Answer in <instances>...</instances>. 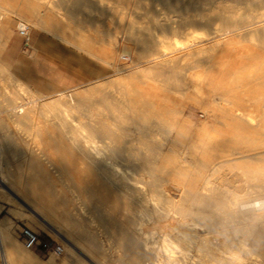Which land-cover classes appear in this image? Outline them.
Wrapping results in <instances>:
<instances>
[{
  "label": "bare ground",
  "instance_id": "obj_1",
  "mask_svg": "<svg viewBox=\"0 0 264 264\" xmlns=\"http://www.w3.org/2000/svg\"><path fill=\"white\" fill-rule=\"evenodd\" d=\"M1 1L2 0H0V20L2 19V22H0V80H3L4 76L10 78L13 89H11L12 91L9 92L3 93V90L2 93L0 92L2 95L1 97L4 96L3 100L0 99V198L12 201L10 196H12L11 193H13L18 200H16V198L13 199H15V201H17L22 207V212H18L21 217H27L31 219L45 231H52L61 235L66 241H68L65 244L67 246V251L72 254V256L76 257V250H79L85 254L93 264H116L109 259V250L106 247L107 245L105 246L103 244L102 240L98 236V233L95 231L96 229L90 226V223L93 222L101 223L100 230L103 228L102 232L106 233V235H112L115 238L114 243L121 250L120 256H125V258H128L130 264H214L213 262L216 264V261L217 263L219 262V264H223L225 263L224 258L216 257L211 252L212 247L210 248L211 245L208 237L213 232L212 227L215 226H213L214 222L219 223V221H230L229 219L233 215L234 211H236V208L233 206L235 205L239 210L238 212H240L236 217H239L242 213L250 217L252 222L260 220L262 226H255L253 229H251V235H253L252 237H249L250 235L248 237L244 236L246 235L245 233L247 232V229L243 231L241 230V227L239 228L237 226V228H234L236 236H234V234L232 235L235 238L231 239V235L229 237V233L227 231V236H224L225 241L231 243L243 254L244 264L262 263L264 260V173L262 172L260 173L261 175L259 174L262 177L259 176L257 178L258 184L253 183V189L248 192L245 197L238 199L236 204V202H232L233 197L230 198V194L229 196L228 194L226 195L224 181L228 178L221 177L224 179V181H220V175L216 176L214 174L215 172H213V170H217L218 166H220V162L207 161L201 158V156L193 155V153L205 152L215 144H231V146L232 144L236 145L237 142L234 140L235 133H240L242 136V141H240V143H260L264 145V108L259 104L263 110L260 109L259 106L261 116L256 114L257 116H260V118L258 117V121L257 119L255 121L256 116H254V110H252L253 103L256 105V103L260 100L264 101V92L262 93L261 91L262 94L260 93V96L258 95L257 97L256 90L252 86L258 83H264V78H262V76H260L257 72L256 73L258 75L256 76L255 71L253 72L255 77L252 76L253 73L251 75L247 74L251 71H246L247 73L245 72L244 75V71L242 72L240 71L241 69L236 68L229 72V53L227 55L231 45L237 44L239 40L245 37L254 39L255 43L257 41L258 44L263 46L264 0H150V3L152 4H150L151 10H154L153 7H155V4H157L158 6L160 5L161 9L164 11H176L178 13L184 11H193L196 15L194 18H190L192 19L191 21L193 23H197V25L199 23V26L204 25L203 29H205V26H212L211 31H209V27H206V29H209V32L206 33L208 38L202 39V42L205 43L206 48L208 47L212 50L211 52L213 53L214 60L211 63L212 65L210 70L214 78L209 79L212 81L217 77H220L218 79L219 82L213 90L219 93V99L224 102H222L224 105L216 99L213 101L219 104V107L217 108L219 111L225 112L223 117L226 122H232L231 124H228V126L235 133H230L229 135L228 132L220 130L216 126L213 127V130H209L206 126H198L199 129L197 132H195L198 136V141L193 138H185L186 140L173 139L171 141H161L153 138V135L144 131L145 128L140 127L139 124L134 125V127L139 129L138 136L141 134L143 137H140L139 139H137L138 137H136V139H133L135 137L130 139V137L127 140L122 138L123 135H126L125 133H122L123 135L119 133L121 136H117L119 135L117 132V138H114L115 129L113 127H109L110 125L102 126L101 124V126H99L97 122H92V120L91 122H86L84 120L86 117L88 119L90 118L88 117L89 113H91V110L94 108L93 107L90 110L89 107L91 104L94 106V103L97 102H99L101 105L102 101H108L109 103H113V101H110L111 99L109 100L107 94L106 96L105 94L102 95V100L100 99L99 95H97L96 97H98L100 100H95L93 97L96 92V85L93 87L91 85V87L89 85H74L71 87H66V79L64 76H62L60 79H56V82L61 83L63 86L52 83L50 80L52 83L51 86L53 87L52 89L55 88L54 93L46 95L44 100L37 101V99L40 98H35L37 93H35V91L32 89L24 88L25 82H23L24 76L22 74L23 63L20 58L16 61L15 65H12L11 68L9 67L10 65L1 58H14L16 55L15 50L9 48L11 44L9 38H6L11 33L8 31L11 27V24L13 23V20L11 17H6L4 19V15L7 12V6ZM133 1L140 2L141 0ZM34 2V9L27 7V10L21 9V11L23 10L26 16H30L32 13H35L39 17L38 25L45 26L52 30L54 29L58 32L64 31L61 40L65 42H72L75 40L74 42L76 43L77 41V43H79V45H81L83 48L91 47V39L85 34V29L81 28L83 27L80 26L81 23L79 24L77 22L79 20L82 21L86 19L89 21L91 16L89 14L91 12L90 9L95 10L97 8L96 6L102 7V10L104 8L108 11H118L120 8L124 9V6L126 5L125 0H113L112 4L108 3L110 0H74V6L71 5L74 7V13H72L74 14L72 17L73 19L68 23H66L67 21L65 23L58 21L60 24L58 26L56 25L57 28L55 29L54 23L56 22L53 23L52 12L55 8L60 6V3L63 2V0H58V2L53 0H34ZM128 2L130 3V1L127 0V3ZM29 4L27 3L28 6ZM64 7L66 8V6ZM142 7H144V5ZM156 9L157 8L155 7V10ZM79 14L84 16L83 19H78ZM153 15L151 17H153ZM69 18L70 17H68V19ZM159 18L157 19L160 20ZM163 21V23L159 22L160 24H158V26L162 24L167 28L168 31H171L172 33L176 31V25L174 26L168 20V16L167 18H164ZM152 22H154V20H152ZM152 22H150V24ZM185 23L188 24V22ZM190 23L191 22H189V25ZM201 23L203 25H200ZM186 24L184 25L186 26ZM197 25L195 27H197ZM178 26L179 25H177V27ZM180 28L181 27L179 26L177 29L181 30L182 32V29ZM139 32L141 34V29ZM146 35L147 33L142 36L140 35L141 38H139V42L141 41V47L137 48L135 46V48L137 50L140 49L138 50V56H146L148 58L147 62L152 63L151 65H153L152 67H148L154 71L152 76L147 77L150 80L149 83H146L151 87L149 89H152L156 95H159V93L163 92L164 94H162L163 96L165 95V97H167V94L165 93L166 90L170 88V85H175V87L173 86L175 89L179 87V89L181 88L180 90L182 91L183 87L181 85L185 83V74L181 71L182 68L179 69L177 67V62L175 63V59H178L179 57L176 58L174 55H170L171 49L169 51L170 53L168 52V49L171 48V43L169 42V44L167 43L168 41L165 42L161 40L160 35L157 34H154L155 37L154 39L152 38L153 40L150 42V39L148 38L149 34L147 36ZM136 40L138 41V38ZM150 43L152 44L153 51L150 49ZM193 45L196 46V44ZM205 45L203 46L205 47ZM256 47L258 46L256 45ZM95 48L98 47H94L93 50H95ZM107 48L105 50L106 52L104 57L101 59L106 64L108 69H112V72H115L119 76L114 78V81L117 82L119 80L123 86L125 85V93L128 96V98H126L128 99L127 101L129 103V105L127 104L126 107L129 108V106L134 102L131 97L133 93H142L143 96H146V94L149 93V90L144 91L138 86H131L132 88H130L128 85L132 84L131 81L136 78L133 74L139 69H131L132 67L129 68L126 65L123 66V63L118 62V60L130 59L132 57L131 49L129 50V48L124 47L126 53L119 54V59L117 60V52L110 50V46H107ZM149 51H152V55L151 52L149 56L145 55ZM203 51L205 52V50ZM249 51L247 52V55L249 54ZM127 53L130 54V56H127ZM190 53L192 52L190 51ZM252 53L254 54L253 49L251 50L249 56H251ZM185 54L186 53H184V55ZM230 54L232 55V53ZM261 54L263 55V53ZM137 55L134 54L133 56ZM243 55L244 54L242 53V56ZM254 55L257 56V53ZM258 56L260 55L258 54ZM212 57L211 60L213 59ZM240 63L238 66H245L244 64ZM244 68L247 69V66ZM142 69L144 70L146 68ZM227 72H229V80L226 81L225 74ZM138 75L139 76L137 77L140 79L142 75ZM101 77H103V75ZM204 78L208 79L207 76ZM145 80L146 79L144 78V81ZM204 80L201 83L197 82V85L195 84L196 86L194 85L197 90L205 91V85H207V83H205ZM244 80H246L247 83ZM28 81L30 82V80ZM135 81H137V78ZM186 81L188 82V80ZM234 81L236 83H238L237 81H241V83L245 82L246 84L239 83L236 86H232ZM34 82L35 79L32 81V83ZM2 83L4 84V82ZM139 83L135 85H138ZM186 84L187 83H185L184 90L189 88ZM209 90L207 91L209 92ZM211 90L210 92L213 91ZM97 93L98 92H96V94ZM171 93L172 92L169 94ZM209 93L207 95H209ZM23 94L27 96V99L29 98L27 102H23L21 100L23 99ZM109 96H111V94ZM245 97L247 98L245 99ZM193 98V101L198 99V101L195 102L200 104V98L195 99V96ZM193 98L191 97V99ZM163 100L167 101L168 99ZM121 102L122 101H120V103ZM142 103L149 106L154 104V102L151 100H145ZM176 103L178 102L176 101ZM167 104L170 103L167 102ZM97 105L99 106V104ZM174 105L176 106L175 103ZM184 105L185 103L183 101V107ZM118 106L119 105H117V107ZM170 106L173 105H167L164 109H150L154 116H159L160 121L163 119L164 122L161 123L160 127L158 125V127L164 130L173 129L176 125L181 127L182 122L180 119H178V121L181 123L178 122V124L170 122L172 118L169 119L167 116L164 117L162 114H160L163 111L164 113L173 114L175 117L176 115H182L183 121H188L185 116V109L180 107V102L176 108ZM178 106L180 108H178ZM124 107L125 106H123V108ZM257 111L258 110L256 109V112ZM121 112H118L119 117H122ZM213 112H215V110H213ZM97 113L94 112L95 115ZM118 116H114V119ZM125 117L127 118L126 115ZM214 117L217 118L216 115ZM98 118L100 119L99 116ZM174 121L177 122L175 119ZM218 121L220 120L218 119ZM40 123L49 124V126L54 125L60 128L58 134L64 135L70 139V152L74 155V159L77 161V164H79V169L87 172L91 176L90 178H92V180L89 179L91 184L90 187H88L90 189L87 188L86 190L84 187V193L90 192L91 195H95L96 198L94 199L93 197L94 202L88 206L89 209L86 213L81 209L80 204H85L90 196H85L81 190L82 188L79 189L80 187L78 186V188L76 186L80 182L79 179H76L75 176L71 177L74 178L70 180L74 185L71 183L72 185L70 187L59 186V178H61L63 175L62 169L66 164H62V166L64 165L62 168L60 166L59 160L66 152L63 153L65 150L63 149L62 151V149H60V141L58 138H52V143L51 140L50 142L48 141V136H44L47 134L51 139L50 136H53L57 130L55 132L48 130V132L46 131L47 133L45 132L44 134L40 129ZM154 123H151L150 126L154 125ZM11 124L26 126V137L22 135L20 136L18 133L15 134L12 132L13 130L10 131L12 133L7 134L4 137L3 134H6V132L2 133V130H5V128ZM126 128L128 129L129 127L127 126ZM9 129H11V127ZM133 129L129 131L133 132ZM16 131H18V129ZM136 131L138 130L136 129ZM222 135L226 136L224 142H218L216 140L217 136ZM6 136L10 139L7 140ZM118 137H121L122 140H120V138L118 140ZM33 144H36L37 148H35ZM15 150H20L22 154L25 155V159H23L27 164V167H25L24 171L21 172V175H19V180L13 179L17 174L13 171L15 173L14 175L9 170L8 166L10 164L9 155ZM38 153L40 154L39 157H35ZM66 156L65 159L67 160ZM65 159L64 161H66ZM32 160L33 162H31ZM231 165L233 164L228 163L226 164V167ZM82 176H84V174ZM253 177L256 178L257 176ZM84 178L81 179L84 180ZM84 181L86 183V180ZM218 181L220 183H217ZM260 181L261 183H259ZM2 184L5 185V188L2 186ZM32 186L34 188H32ZM93 186H96V188L98 186V188L94 189ZM99 188L104 191L102 197H98V195H101L100 192V194H98ZM87 205H89L88 202ZM1 210L2 207L0 205V212ZM231 225H229V227ZM214 229L217 233V229ZM222 230L224 231L225 229ZM225 232L226 231H224V234ZM230 234L232 233L230 232ZM0 243L5 255H3L5 257V264H30V262H40L38 261V257L30 251L31 249L27 248L25 245L23 246L20 241H18L13 230V226L10 225L9 219L6 216L0 218ZM83 249H86V251L89 250L91 257L89 254L87 255L85 253L86 251L84 252ZM97 257L100 258V260L95 262L94 259ZM65 258H58L53 255L49 258V262L51 264H70V262H68L69 260H66ZM196 258H199L201 262ZM76 260L79 263H84V260L79 257H76ZM229 261L230 260L227 262ZM234 264L239 263L235 262Z\"/></svg>",
  "mask_w": 264,
  "mask_h": 264
},
{
  "label": "rangeland",
  "instance_id": "obj_2",
  "mask_svg": "<svg viewBox=\"0 0 264 264\" xmlns=\"http://www.w3.org/2000/svg\"><path fill=\"white\" fill-rule=\"evenodd\" d=\"M21 1H23V2H21ZM27 1L26 0H17V1H15V0H2L1 1V2L4 3V5L7 6V12L4 15V19L6 17H11L12 20H13V23L11 24V27H10V29L8 31L9 33L11 32L12 34L8 33L10 35V37L8 35L6 38H9L10 43H11L9 48L10 49H14L15 53H16L14 58H4V57H1V58H2V60H4L5 62H7L10 65L9 66L10 68L12 67V65H15L16 61L20 58V60L23 63V67H22L23 68V72H22V74L24 76L23 77V82H25L24 88L25 89H32L33 91H35V93H37V96L35 98L37 99V98L40 97L39 99H37V101L38 100L39 101L44 100V98H46L45 96L48 95V94L54 93V89H55V88L52 89L53 87L51 86V84L54 83V82L51 83L50 80H45V78H42L38 74L37 70L39 72L52 75L55 80L57 78L60 79L62 77V75L59 74L57 71H55V69H53L48 64H46L43 61V59L35 57V53H36V50L38 49L39 42L41 41L42 38H44L46 36V37H48V38H50L52 40H55V42H58L63 47L73 51L74 54L71 53L72 56H74V57H72V59L77 58V56L75 54L79 55L78 57H79V59L81 61L80 65L82 67V70L84 71L83 72V76L84 77H83V80H80V82L78 84H76V86H78V85H80V86L89 85L90 86L91 85L93 87L94 85H96V92H98V93L96 94V92H95V95L93 97L95 100L98 101V99H99L98 97H96L97 95H99V97L101 99L102 95L105 94V96H106V94H107V96L109 97V100L111 99L110 101H113V103L112 102L109 103L108 101H102V102L100 101L101 105H100L99 102H97V103H94V106H93V104H91L92 107L91 106L89 107L90 110L93 107L96 108V109L93 108L94 110L92 109L91 110L92 112L89 113V116H88L90 118L88 119L86 117V118H84V120L86 122H91V120H92V122H97V124H99V126H101V124H102V126L103 125L104 126H109L110 125L109 127H113L115 129L114 138H117L116 135L119 134V133L121 135H123L122 133H125L126 135H123L122 138H125L127 140L130 137H131L130 139H132V137H135L133 139H136V137H138L137 139H139L140 137H143L141 134H140L141 136L140 135L138 136L139 129L134 127V125H136V124H139L140 127H144L145 128L144 131L151 133L153 135V138H156V139L161 140V141H171L173 139L186 140L187 138L188 139L189 138L190 139L193 138V139L198 141V136H197V134L195 132L198 131L200 126H202V127L206 126L209 130H213L214 129L213 127L216 126L220 130H224V131L228 132L229 135H230V133L231 134L235 133L228 126V124H231L232 122H230V121L226 122V120L223 117L225 112L219 111L217 109L219 107V104L214 102L215 101L214 99H216L221 104L224 103L223 101H221L219 99V93L215 92L213 90L215 88V86L217 85V83L219 82L218 79L220 77H217L215 80H212V81L210 80L211 78H214V76L211 74L212 72L210 70V67L212 65L211 63L214 60V56H213V53L211 52L212 50L210 48H208V47H207L208 48V50H207L205 43L202 42L203 41L202 39L208 38V35L206 33L211 31V27L212 26H208L209 29H210L209 30V29H206L207 26H205V29H203L204 25L202 23L200 25H203V26H199V23H198V25H197V23L196 24L193 23L191 21L192 19H190V18H194V16H196L193 11L180 12L181 14L176 12V11H172V12L164 11L163 9H161L160 5L158 6L157 4H155L156 5L155 7L157 9L155 10V7H153L154 6L153 5L152 7L154 8V10L153 9L151 10L150 6L152 4L150 3L151 2L150 0H141L140 2L139 1L128 0V1H130V3L129 2L127 3V0H125V3H126V5L124 6L125 8L124 9L120 8L118 11H108V10H106L104 8L102 10V7L96 6L97 8L95 10L94 9H90L91 12L89 14L91 16H90L89 21H88V19H86V20H82V21L79 20L77 22L79 24L81 23L80 26H83L81 28L85 29L84 30V32L86 31L85 34L91 39L90 40L91 41L90 42V46L92 48L90 47L91 48L90 49L89 47L83 48L81 45H79V43H77V41L75 43L74 42L75 40H73L72 42H65V41L61 40L62 39L61 37L63 36V32L64 31L63 32L62 31L58 32V31H56L54 29L52 30V29H49V28H47L45 26L38 25L39 24V17L35 13H32V15H30V16H26V14H25V12H23V10H27V7H29L30 9H34L35 8L33 6V5H35L34 0H27ZM53 1L58 2V0H53ZM73 1L74 0H65V1L63 0V2L60 3V6L55 8L54 11L52 12L53 23L56 22V23H54L55 24V29L57 28L56 25L58 26L60 24L59 22L65 23L67 21L66 23H68L70 20L73 19L72 17H73L74 14H72V13H74L73 12L74 11L73 10L74 7L71 6V5L74 6V2ZM112 1L113 0H110V2H108V3L112 4ZM22 3H23V6H25V7L22 6ZM27 3L28 4L30 3L29 6L27 5ZM61 4H62V6H61ZM143 5H144L145 8L142 7ZM64 6H66V8ZM68 6L72 7V8H69ZM128 6H130V7H128ZM67 8H69V9H67ZM21 9H23V10L21 11ZM106 12H108V13H106ZM22 13H24V14H22ZM69 14H70V16H69ZM79 15H78V19H80V18L83 19L84 16L83 15L79 16ZM92 15L93 16L95 15V16L93 17ZM152 15H153V17H151ZM96 16H97V18H96ZM167 16H168V20L174 26L176 25V31L173 32V33L171 31H168L167 28L164 25H162V24L161 25L165 29H163L161 25H160L161 27L158 26V24L164 22L163 19L167 18ZM68 17H70V18L68 19ZM156 17L157 18L160 17L159 19L161 21L158 20ZM1 18H2V15H1ZM94 18H96V19H94ZM61 19H62V21H61ZM152 20H154V22H152ZM184 21L188 22V24H186ZM0 22H2V19L0 20ZM150 22H152V23L150 24ZM189 22H191L190 25H189ZM35 23H37V24H35ZM153 23H154V25H153ZM183 23L186 24V26L188 28ZM177 25H179L181 27L180 29H182V32H181V30L177 29V28H179V26L177 27ZM196 25H197V27H195ZM22 26H26L28 28V30L30 31L31 40H30L29 45H27V46L25 45L23 38L19 35V28L22 27ZM138 28H139V30H138ZM140 29H141V34L139 32ZM143 31H145V32H143ZM145 33H147V35L149 34L148 38L150 39V42H152V40L154 39V37H155L154 34H157V35H160V37H161L160 39L161 40H163L165 42L168 41L167 43H169V42L171 43V44L169 43L171 48L168 49V52L171 49V53L169 52L170 55L172 54V56L174 55V57H176V58L179 57L178 59H175L176 60L175 63L177 62V64H178L177 67L179 69L182 68L181 71L185 74L184 75L185 83H187L186 85L189 88L187 86L186 87L188 89L184 90L185 83L183 85H181L183 87L182 91L180 90L181 88L179 89V87H177L176 88L177 90H176L174 88L175 85H170V88L167 89L166 93H165V94H167V97H165V95L163 96V94H164L163 92L159 93V95L158 94L156 95V93H154L152 89H149L151 87L149 85H147L146 83H149L150 80L147 77L152 76L154 74V71L152 69H149L148 67H152L153 65H151L152 63H148L147 62L148 58L146 56L145 57L138 56L137 55L139 53L138 50H140V49L137 50L135 48V46L137 48L141 47V43H140L141 41L139 42V40H140L139 38H141L142 35H145ZM137 36H139V37H137ZM33 37H34V39H33ZM137 38H138V41L136 40ZM199 40H200V42H199ZM125 43L128 44V45H126ZM172 43H174V44H172ZM193 44H196L197 47L195 45H193ZM201 44L205 45V47L203 45H201ZM256 45L258 47H256ZM259 45H260L261 48L259 47ZM107 46L108 47L110 46L112 48V49L110 48V50H114V51L117 52V56H116L117 60L119 59V57H118L119 54L126 53L125 52V48H129V50L131 49V52H132L131 56L133 57V58L132 57L130 58L131 60L130 59H119L118 60V62H120V63L122 62L123 63V66L126 65L129 68L132 67L131 69H137L138 68L140 70V71L138 70L139 72L137 71V72H135L133 74L137 78V81H135L136 78H134L133 79L134 81L133 80H132L133 82L131 81V83L133 85L132 84H128V85H129L130 88H132L131 86H136V87L138 86V87H141L142 90H144V91L149 90V93L146 94V96H143L142 93H140V94H138L136 92L133 93V95L131 97H132V100L134 102H133L132 105L129 106V108L126 107L127 104L129 105V103L127 101L128 100L127 99L128 96L125 93L126 92L125 88H124L125 85L123 86L122 83L119 80L117 82L114 81V78H117L119 76L114 72L116 74V76H115V74L112 72L113 70L112 69H108L106 64L101 59L102 57H104V54L106 52L105 50H106ZM150 46H151L150 49L153 51V47H152L151 43H150ZM238 46H240L241 48L238 47ZM94 47H98V48H95V50H93ZM130 47H132V48H130ZM245 47H246V49H245ZM201 48H203V49H201ZM248 48L250 49V51H249ZM190 49H192V50H190ZM193 49H194V51H193ZM252 49H253L254 54L257 53V56H255L253 53L251 54V56H249ZM262 49H264V44L262 46L261 44H258L257 41L255 43V40L254 39H250L249 37H245V38L239 40V42H237V44L231 45L230 50L227 52V55L229 53V55H228V59H229L228 60V66H230L229 67V69H230L229 72L233 71L236 68V69H241L240 71H242V72L244 71V73H243L244 75H245L246 71L247 72L251 71V72H248V73L246 72L247 74L251 75L255 71V73L257 72L260 76H262V78H264V70H263L264 69V50H262ZM90 50H91V52H90ZM136 50H137V53H136ZM175 50H177V51H175ZM186 50H187V52H186ZM203 50H205V52ZM231 50H232V52H231ZM152 51H149L145 55L149 56L150 52H151V55H152ZM190 51L192 53H190ZM248 51H249V54L247 55ZM96 52H98V53H96ZM183 52L186 53V54L184 55ZM197 53H199V54H197ZM230 53H232V55ZM235 53H236V55H235ZM242 53L244 54L243 56H242ZM261 53H263V55ZM134 54L137 55V56H133ZM177 54H179V55H177ZM258 54L260 56H258ZM126 55L130 56V54H128V53ZM175 55H177V56H175ZM245 55H247V56H245ZM180 56H181V58H180ZM211 57L213 58L212 60H211ZM143 59H144V61H143ZM177 60H180L181 62L177 61ZM135 61H137V62H135ZM239 63L240 64H244L245 66H242V65L238 66ZM130 64H132V65H130ZM135 64H136V66H135ZM145 66H147V67H145ZM246 66H247V69L244 68ZM240 67H242V68H240ZM142 68H146V69L143 70ZM248 68H250V69H248ZM229 72H227L225 74L226 75L225 76L226 81L229 80L228 79L229 78ZM257 73H256V76L258 75ZM138 74L142 75V77H140L141 80L137 77V76H139ZM102 75H103V77H101ZM205 76H207L208 79H205L204 78ZM252 76L255 77L254 73H253ZM33 78L35 79L34 83H32V81H34ZM144 78L146 79L145 81H144ZM65 79H66V87H71V86H68L71 83V81L69 79H67L66 77H65ZM28 80H30V82ZM186 80H188V82ZM203 80H204L205 83H207V85H205V91L204 90L203 91L197 90L196 87H195L197 85V82L201 83ZM244 81H246V80H244ZM2 82H4V84ZM139 82H143V83H139ZM194 82H196V83H194ZM237 82L238 83H236L234 81L232 83V86H234V85L236 86L239 83H241V81H237ZM137 83H139L140 85L139 84L135 85ZM188 83H189V85H188ZM243 83L246 84L247 81H246V83L245 82H243ZM243 83H241V84H243ZM43 84H44V86H43ZM143 84H145V85H143ZM262 84L264 85V83H258V84H254L252 86L256 90V96L257 97L261 93V91H262V93L264 92V90H263L264 86ZM0 86H1L0 87V92L1 93H2V90H3V93H4V92L12 91L11 89H13V85L11 83L10 78H8L6 76L3 77V80L2 79L0 80ZM2 86H3V88H2ZM60 86H63V85L61 84ZM146 86H148V87H146ZM10 87H12V88H10ZM4 89H6V90H4ZM115 89H118V90H115ZM209 89L210 90L212 89L213 91L211 90L212 92H210ZM207 90H209L210 93ZM169 91L172 92V93L169 94L170 93ZM178 91H180V92H178ZM23 93H24V91H23ZM113 93H115V94H113ZM208 93H209V95H207ZM110 94H111V96H109ZM193 95L195 96V99L196 98H200V100L202 102L199 100L200 104H198V102L196 103L195 101H198V99L193 101L194 100V98H193L194 96ZM1 96L2 95L0 94V99L3 100L4 96L3 97H1ZM41 96H42V98H41ZM22 97H23V99H21V100L23 102H27L29 100V98L27 99V96L24 95V94L22 95ZM110 97H113V98H110ZM191 97L193 99H191ZM201 98H203V99H201ZM246 98L247 97H245V99ZM163 99H166V100L168 99L169 101L168 100L164 101ZM171 99H172V101H171ZM119 100L122 101V102L120 103ZM145 100H151L152 102H154V104L150 105V106L146 105V104H143L142 102L145 101ZM176 101L178 103H176ZM183 101L185 103L184 107H183ZM167 102L170 103L171 105H173V106H170V107H175V108L177 107V105H179V102H180V107H183L185 109V116H186V118L188 120L187 122L183 121L182 115H176V117H175L173 114L164 113L163 110H162L163 112L160 113L164 117L167 116L169 119L172 118V120H170V122H172L174 124L175 123L178 124V122L181 121L182 122V123L180 122L181 125H182L181 127L176 125L173 129H169V130H164V129L159 128L161 123H163L164 121H163V119H161V121H160L159 116H154L153 112H151L150 109H153V108H158V109H162L163 108L164 109V108H166L167 105L168 106L170 105V104H167ZM122 103H124V104H122ZM174 103L176 104V106L174 105ZM97 104H99V106ZM259 104L264 108V105H262V104H264V101L260 100L259 102L256 103V105L254 103L252 104V110H254V116L257 117V118L255 117V121H256V119L258 121L260 116H261L260 115L261 114L260 113V109L263 110V108H261V106ZM117 105H119L120 107L119 106L117 107ZM121 105H122V107H121ZM123 106H125V107L123 108ZM259 106H260V109H259ZM180 107L178 106V108H180ZM227 107H229V106H227ZM216 109H217V111H216ZM256 109L258 110L257 112H256ZM114 110H115V112H114ZM210 110H212V111H210ZM213 110H215V112H213ZM262 110H261V112H262ZM117 111L118 112L122 111L121 112L122 114L120 113L122 117L118 116L119 113ZM94 112L95 113L99 112V113H97L98 115L97 114L95 115ZM93 114H94V116H93ZM115 114L121 119V121H120V119L118 117L114 119V116H116ZM256 114H258L260 116H257ZM90 115H92V116H90ZM125 115L127 116V118L128 117H131V118L127 119L125 117ZM215 115L217 116V118L214 117ZM98 116L100 117V119L98 118ZM123 117H125V118H123ZM222 117H223V119H222ZM97 118L99 119V121H98ZM104 118H106V119H104ZM174 119L177 120V122L174 121ZM178 119H180V121H178ZM218 119L220 121H218ZM94 120H97V121H94ZM156 120H157V122H156ZM158 120H159V123H158ZM151 123L152 124L154 123V125L150 126ZM158 125H159V127H158ZM9 126L11 127V129H9L10 128ZM9 126L7 128H5V130H2V133L6 132V134L5 133L3 134L4 137H5V135L10 134L12 132H14L15 134L18 133V135L20 134V136L22 135V136L26 137V131H27L26 126L15 125V124H11ZM127 126L129 127L128 129L126 128ZM54 127H56V126H54V125L49 126V124L40 123V129H41V131L44 134H45L46 131L48 132V130L51 131V132H55L57 130V132L54 133L53 136H50L51 139L49 138V135H47V134H45L44 136H46V137L48 136V141L50 142V140H51L52 143H53L52 138L53 139L54 138L55 139L58 138L59 141H60V143H59L60 149H62V151L64 149L65 151H63V153L66 152L65 154L67 155L66 156L64 154L63 157H61L60 160H59L60 161V166L62 168L64 167V165L62 166V164L66 163L65 164L66 168L64 167L65 169L64 168L62 169V174L63 175L61 176V178H59V181H60L59 182V186H61V187H70L73 184L72 181H70V180L74 179V178H71V177L75 176L76 179L78 178L80 182L76 186L77 187L79 186L80 187V188L78 187L79 189L82 188L81 190L83 191V194L85 196H88V195L90 196L89 199H87L85 204H83V205L80 204L81 209L84 210V212L86 213L88 211V209H89L88 206H90L91 203H93L94 199L96 198V196L95 195L94 196L91 195L90 192L84 193L85 192L84 191L85 190L84 187L86 188V190H87L88 187H90L91 183L89 182V179L92 180V178H90L91 176L87 172H84L83 170L79 169V164H77V161H75V159H74L75 158L74 155L70 152V146H71L70 139L68 137L64 136V135H59L58 133H59V129L60 128L56 127L55 129H53ZM184 127H186V128H184ZM226 127H227V129H226ZM17 129H18V131H16ZM132 129H133V132L129 131V130H132ZM136 129L138 131H136ZM11 130H13V131L10 132ZM134 130H135V132H134ZM188 131H190V132H188ZM188 133H189V135H188ZM120 134L117 135V136H121ZM58 135H59V137H58ZM54 136H56V137H54ZM46 137H45V139H46ZM6 138H7V136H6ZM119 138H120V140H122L121 137H118V140H119ZM225 138H226V136H223V135L222 136H217L216 140L218 142H224ZM241 138H242V136L240 135V133H235L234 140L237 142L236 145L232 144V146H231V144H225V145L224 144L223 145H216L215 144V145H213V147L211 146V148L207 149L205 152L193 153V155L201 156V158H203V159H205L207 161L220 162V166H218L217 170H213V172H215L214 174L216 176L220 175L219 176L220 179H221V180L219 179L220 181H222V180L224 181V179H222L224 177L228 178V179H226L224 181L225 182L224 186H225V189H226V195L228 194V196H229V194H230L229 197L230 198L233 197L232 199L233 200L235 199V200L234 201L232 200V202H234V203L236 202V204L238 202L237 201L238 199H241V198L245 197L247 195V193L250 192L253 189L254 186H252V185L257 183V178L261 175L260 173H262V172L264 173V145H262L260 143L259 144L240 143V141H242ZM262 138H263V136H262ZM8 139H10V138H7V140ZM125 139H123V140H125ZM33 145H34L35 148H37L36 144H33ZM175 148H179V147H175ZM14 149H15V147H14ZM236 149H237V151H236ZM21 154H22V152L20 150H15L12 153H10V155H9V162H10V164L8 165L9 166V170L14 175H15V173L18 175V176L17 175L14 176V178H13L14 180L15 179L19 180L20 179L19 175H21V172H23L25 167H27V164L25 163V160H24L25 159L24 158L25 155L24 154L21 155ZM39 155L40 154L38 153V154H36L35 157H39ZM65 156H66L67 160L65 159ZM64 159L66 161H64ZM71 161H73V162H71ZM31 162H33V160ZM228 163L233 164V165L226 167V164H228ZM69 167H70V169H69ZM73 167H74V169H73ZM68 171H70V172H68ZM71 172H73V173H71ZM80 173H81V175H80ZM83 174H84V176H82ZM249 175H250V177H249ZM253 176H257V177L255 178ZM260 177H262V176H260ZM81 178H84V180H86V183L87 182L88 183L86 184L85 181L82 180ZM229 179H230V181H229ZM217 183H220V182L218 181ZM259 183H261V181ZM65 184H66V186H65ZM81 184H82V186H81ZM86 185H87V187H86ZM2 186L5 188V185L2 184ZM33 186H32V188L35 187V186L34 187ZM93 187H94V189L98 188V186H97V188H96V186H93ZM227 187L228 188L230 187V188L228 189ZM88 189H90V188H88ZM101 190L102 189L99 188L98 194L101 193V195H98V197H102V195L104 193V191L102 190L103 191L102 192ZM229 190H232V191H229ZM232 193H233L234 196L232 195ZM11 195L13 196V197L10 196L12 201H10L8 199L0 198V205L2 207V210L0 212V218L3 217V216H6L9 219L10 225L13 226V230L15 232L16 238L18 239V241H20V243L23 246L25 245L24 241H23V237L21 235V228L23 226H27L28 228L32 229L36 233H39L41 238H43V239L44 238H47V239L50 238V239H53L55 241H58L59 243H61L64 246V250L65 251L62 254H56L54 252L47 253V252L41 251L39 249H31L30 251L32 253H34L38 257V261H40V262H30V264H32V263L33 264H51L49 262V258L51 256H53V255L58 257V258H63V259L66 257L65 259L69 260L68 262H70V264L71 263L72 264H78L79 263V262H77L76 257H79L82 260H84V263H79V264H93L92 261H90L87 258V256L85 254H83L79 250H76V255H77L76 257L72 256V254H70L67 251V246L65 244L68 241H66L61 235L56 234L55 232H52V231H45L42 228H40L39 225H37L31 219H29L27 217H21L18 212L19 211L22 212V207L17 201H15V199H13V198H16V200H18L17 197H15V195L13 193H11ZM93 197H94V199H93ZM236 197H237V199H236ZM87 202H88L89 205H87ZM233 206L236 208V211H234L235 210V208H234V210H233L234 213L232 211L233 215L229 219L230 221L229 222L228 221H226V222L219 221V223L218 222H214L213 226L214 225L215 226L212 227L213 228V232L209 235L208 240L210 241V245H211L210 248L212 247L211 249L213 250V251L211 250V252L216 257H223L224 258V262L225 263H223V264H234L235 262H238L239 264H244L243 263V259H244L243 258V254L239 250H237L231 243H228L227 241H225V237L229 233L228 236L230 237V235H231L230 238L234 239L235 238L234 236H236V232L234 231V228H237V226L239 228L241 227V230H243V231H245L247 229L246 230L247 232L245 233L246 235H244V236L248 237L250 235L249 237H252L253 235H251V229H253L255 226L256 227H261L262 224H261L260 220H258L256 222H254V221L252 222L250 217H248L247 215H244L242 213L240 214L239 217H236V216L239 215L240 212H238L239 210H238L237 206H235V205H233ZM90 224H89L90 226H92L94 229H96L95 231L98 233V236L102 240L103 244L105 246L107 245L106 247L109 250V254H108L109 255V259L112 260V262H115L116 264H130V261L128 260V258H125V256L124 257L120 256L121 255V250L115 245V243H114L115 242V238L112 235H108V234H107L108 235V237H107L106 233L102 232L103 228L100 230L101 223L93 222V223H90ZM231 224H233V225H231ZM229 225H231V226L229 227ZM222 226H224V227H222ZM214 228L217 229V233H216V230ZM221 228L225 229L224 231H226L225 232L226 235L224 234V231ZM218 230H221V231H218ZM227 231H228V233H227ZM230 232L232 234H230ZM247 233H249V234H247ZM233 234H234V236H232ZM114 246H116V247H114ZM85 251H86V249L84 250V252ZM87 251L85 253L87 255L89 254V256H90L89 250H87ZM3 255H4V252H3V249H2V245L0 243V264H5L4 263V261H5V257L4 256L5 255L4 256ZM196 259L198 261H200L199 258H196ZM99 260H100V258H98V257L94 259L95 262H97ZM228 260H230V261L227 262ZM213 263L215 264V262H213ZM216 264H219V262L217 263V261H216ZM260 264H264V260Z\"/></svg>",
  "mask_w": 264,
  "mask_h": 264
},
{
  "label": "crops",
  "instance_id": "obj_3",
  "mask_svg": "<svg viewBox=\"0 0 264 264\" xmlns=\"http://www.w3.org/2000/svg\"><path fill=\"white\" fill-rule=\"evenodd\" d=\"M73 51L63 47L55 40L48 37H44L38 44V49L36 50L35 57L43 59V61L50 67L55 69L59 74L66 77L71 81L68 86H74L83 80V70L80 65L81 61L79 55L75 54L77 58L72 59ZM41 77L51 80L52 82L61 85V83L56 82L52 75L39 72Z\"/></svg>",
  "mask_w": 264,
  "mask_h": 264
},
{
  "label": "built area",
  "instance_id": "obj_4",
  "mask_svg": "<svg viewBox=\"0 0 264 264\" xmlns=\"http://www.w3.org/2000/svg\"><path fill=\"white\" fill-rule=\"evenodd\" d=\"M19 35L23 38L25 45H29L31 40L30 31L26 26L19 28ZM21 235L24 244L29 249H39L44 252H54L56 254L64 253V246L53 239L41 238L39 233H36L27 226L21 228Z\"/></svg>",
  "mask_w": 264,
  "mask_h": 264
}]
</instances>
